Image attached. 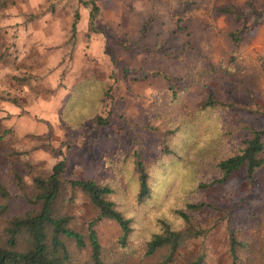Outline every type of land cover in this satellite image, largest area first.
I'll return each instance as SVG.
<instances>
[{
	"label": "rangeland",
	"instance_id": "obj_1",
	"mask_svg": "<svg viewBox=\"0 0 264 264\" xmlns=\"http://www.w3.org/2000/svg\"><path fill=\"white\" fill-rule=\"evenodd\" d=\"M88 1L99 8L94 28ZM154 73L171 77L177 95ZM209 95L216 104L205 107ZM0 125L3 218L27 208L19 178L30 191L66 160V179L110 186L132 220L126 248L117 224L94 226L116 264L164 262L168 251L147 255V245L166 225L188 228L179 211L204 233L166 264H234L231 232L237 264H264V166L253 180L242 167L218 182L220 162L252 130L264 142V0H0ZM137 156L149 176L143 201ZM71 194L59 207L87 230L98 211ZM71 249L72 264H90L88 250Z\"/></svg>",
	"mask_w": 264,
	"mask_h": 264
},
{
	"label": "trees",
	"instance_id": "obj_2",
	"mask_svg": "<svg viewBox=\"0 0 264 264\" xmlns=\"http://www.w3.org/2000/svg\"><path fill=\"white\" fill-rule=\"evenodd\" d=\"M85 6H91V26L94 28L99 8L93 1H88ZM223 14H235V8H224L219 10ZM80 14L76 13L72 27L73 37L77 32V25ZM244 30H239L231 36L238 44L241 42ZM155 76L165 78L173 91L177 95L175 84L171 77L154 73ZM216 104L215 99L209 95L205 102V107H212ZM99 125H106L102 118L98 119ZM1 127V125H0ZM4 135V134H3ZM3 136H0V141ZM244 147L238 154L223 159L219 168L222 178L218 181L224 183L235 172L242 167L246 168L249 180H253L256 172L264 166V142L263 132L252 130L251 137L246 139ZM67 169L66 160L58 162L48 175H37L32 178L30 191L26 190L23 180L19 178V186L26 199L27 208L24 212L11 217H4L5 208L0 210V264H72L73 256L71 244L79 252L89 251L90 264H116L103 249L95 225L101 220H106L117 224L121 230L119 245L122 248L128 246V240L132 233V220L127 218L118 210L112 196L114 190L108 186L92 180H70L65 178ZM136 169L139 173L140 193L139 200L143 201L149 196L148 173L144 163L137 156ZM70 191V201H73L76 194H83L98 211V218L88 224L87 230H81L74 226V218L68 212L59 207L66 192ZM10 193L3 185L0 174V201H8ZM203 205L189 204L187 208L192 211H199ZM188 224V228L172 230L166 225L160 234H157L147 245V255H153L159 251L167 250L164 262L172 261L173 254L189 238L202 235V230H196L192 224V219L185 211L177 213ZM230 252L237 264L239 260V248L241 243L236 238L234 232L230 236ZM123 260V261H122ZM202 258L190 264H201ZM119 264H127L124 259Z\"/></svg>",
	"mask_w": 264,
	"mask_h": 264
}]
</instances>
